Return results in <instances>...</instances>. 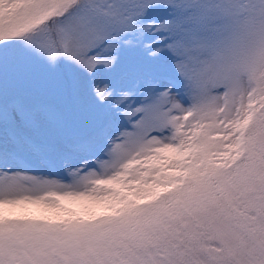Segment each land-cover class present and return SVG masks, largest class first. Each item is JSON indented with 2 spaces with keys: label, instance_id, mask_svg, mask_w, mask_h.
I'll list each match as a JSON object with an SVG mask.
<instances>
[{
  "label": "snow or ice",
  "instance_id": "snow-or-ice-1",
  "mask_svg": "<svg viewBox=\"0 0 264 264\" xmlns=\"http://www.w3.org/2000/svg\"><path fill=\"white\" fill-rule=\"evenodd\" d=\"M0 264H264V0H0Z\"/></svg>",
  "mask_w": 264,
  "mask_h": 264
}]
</instances>
